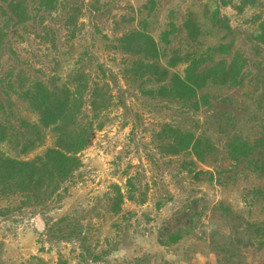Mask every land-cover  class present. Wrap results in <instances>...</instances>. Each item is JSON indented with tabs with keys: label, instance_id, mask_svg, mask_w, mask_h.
I'll return each mask as SVG.
<instances>
[{
	"label": "rangeland",
	"instance_id": "374dc122",
	"mask_svg": "<svg viewBox=\"0 0 264 264\" xmlns=\"http://www.w3.org/2000/svg\"><path fill=\"white\" fill-rule=\"evenodd\" d=\"M22 1L31 16L11 19L20 56L5 67L51 83L86 70L109 83L111 101L60 196L0 189V264H264V0H59L52 12ZM133 30L162 58L121 41ZM222 43L230 50L215 58L240 81L211 78L191 98L160 88L163 70L183 72ZM20 90L0 91V149L32 159L55 132ZM180 132L199 155L175 149Z\"/></svg>",
	"mask_w": 264,
	"mask_h": 264
},
{
	"label": "trees",
	"instance_id": "16d2710c",
	"mask_svg": "<svg viewBox=\"0 0 264 264\" xmlns=\"http://www.w3.org/2000/svg\"><path fill=\"white\" fill-rule=\"evenodd\" d=\"M47 1H50V4L46 5V10L52 12L56 8L52 3L59 0ZM0 8H4L0 12V91L10 95L11 91L21 89L22 96L38 111L39 122L51 127L55 132L54 144L32 159L15 157L0 149V189L25 193L29 201H47L62 194L63 183L73 177L82 165L79 152L90 145L96 130L103 125L99 110L110 105L109 83L101 80L93 82L91 73L86 70L73 71L69 76V83H60V79L51 83L37 75L34 78L26 76L30 79L26 82L25 69L16 70V67H5V64L20 56L13 46L11 19L15 23H23L31 14L22 0H0ZM9 8L13 15L1 22L4 15L9 13ZM121 41L149 58L160 59L163 56L158 41L144 31L133 30L126 33L121 37ZM229 48L224 43L208 47L207 53L191 58L183 72L169 74L168 70H163L158 80L162 83L160 88L175 96L191 98L196 96L199 89L211 78L215 82L240 81V69L234 71L233 65L228 66L222 59L215 58L218 53L229 52ZM209 59L213 61L211 66L206 65ZM149 66L160 68L157 63L149 62ZM3 101L4 98L0 94L2 107L5 106ZM97 117L99 120H96ZM23 125L34 128L36 123L25 121ZM0 134L2 137L6 134V126L2 122ZM180 136H183V139L176 136L179 144L175 149L194 148L199 155L200 151L195 148L197 146L191 135L180 132ZM129 181L131 182L132 178H129ZM117 198L119 204L124 198L120 186L117 187Z\"/></svg>",
	"mask_w": 264,
	"mask_h": 264
}]
</instances>
